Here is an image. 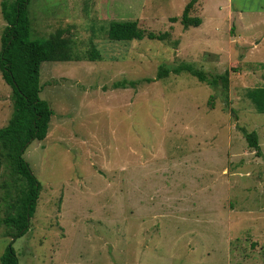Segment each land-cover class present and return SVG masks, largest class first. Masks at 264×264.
<instances>
[{"label":"rangeland","instance_id":"1","mask_svg":"<svg viewBox=\"0 0 264 264\" xmlns=\"http://www.w3.org/2000/svg\"><path fill=\"white\" fill-rule=\"evenodd\" d=\"M188 1L29 0L30 38L60 30L74 58L40 65L53 115L24 152L41 188L12 244L19 264H264V113L245 96L264 86V0H198L202 23L184 28L169 18ZM112 20L169 36L111 41ZM5 24L0 11V36ZM180 62L228 69V102L184 71L155 79ZM121 80L141 82L113 87ZM10 94L0 74V127ZM241 128L257 133L259 155ZM0 159L1 218L21 180L1 147Z\"/></svg>","mask_w":264,"mask_h":264},{"label":"trees","instance_id":"2","mask_svg":"<svg viewBox=\"0 0 264 264\" xmlns=\"http://www.w3.org/2000/svg\"><path fill=\"white\" fill-rule=\"evenodd\" d=\"M198 0H189L183 7L180 18L172 16L171 22H179L184 28L197 27L201 18L191 16L190 11ZM29 0H1L0 11L5 26L0 36V74L11 88L12 111L7 123L0 127V147L10 166L11 175L21 180L16 187L15 199L8 203V211L0 218V225L7 228L6 235L11 237L9 244L0 255L1 264H19L13 247L16 238L29 230V219L33 216L41 188L29 163L24 157L27 146L33 140H43L49 129L53 110L49 103L40 97V65L44 61H68L73 59L71 42L61 37L56 31L48 38H30V19L28 16ZM167 31H145L136 20H112L108 24L107 37L111 41H131L156 39L165 40ZM89 60L99 59V53L92 48L87 56ZM187 72L198 81L217 90L221 87L224 102H228L226 90L229 87V70L221 73H209L196 68L189 62H180L172 68L160 66L155 79L166 77L170 72ZM235 71V69H233ZM150 82L153 78H144ZM141 81L121 80L113 87H135ZM245 96L258 113H264V86L252 87L245 91ZM211 102L212 95L209 96ZM233 111V110H232ZM247 145L259 155L260 146L257 133L241 128ZM0 159V168H1ZM234 264H242L236 262Z\"/></svg>","mask_w":264,"mask_h":264},{"label":"crops","instance_id":"3","mask_svg":"<svg viewBox=\"0 0 264 264\" xmlns=\"http://www.w3.org/2000/svg\"><path fill=\"white\" fill-rule=\"evenodd\" d=\"M227 1L230 2L229 0H227ZM220 5H221V4L218 5V8H217L218 10H221V9H222V8L220 9ZM222 7H223V6H222ZM230 7H231V6H230ZM229 13L231 14V12H229ZM234 13H238V15L240 16L241 11H236V12H234ZM201 23H202V21H201ZM238 38H239V39H242L241 36H238ZM236 40H237V38H236ZM256 42H258V41L256 40L255 43H256Z\"/></svg>","mask_w":264,"mask_h":264}]
</instances>
